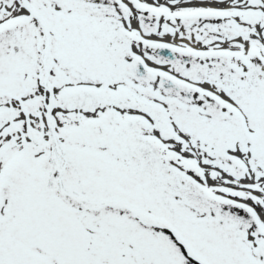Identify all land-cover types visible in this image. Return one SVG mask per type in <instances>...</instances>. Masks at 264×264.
<instances>
[{"label": "snow or ice", "instance_id": "obj_1", "mask_svg": "<svg viewBox=\"0 0 264 264\" xmlns=\"http://www.w3.org/2000/svg\"><path fill=\"white\" fill-rule=\"evenodd\" d=\"M0 264H264V0H0Z\"/></svg>", "mask_w": 264, "mask_h": 264}]
</instances>
